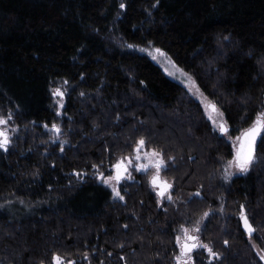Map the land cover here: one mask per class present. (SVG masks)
<instances>
[{
    "label": "trees",
    "instance_id": "trees-1",
    "mask_svg": "<svg viewBox=\"0 0 264 264\" xmlns=\"http://www.w3.org/2000/svg\"><path fill=\"white\" fill-rule=\"evenodd\" d=\"M149 45L216 104L231 137L264 113V0H0L10 135L0 203L23 206L0 210V264H53L54 254L65 264H176L183 228H199L217 253L200 249L193 264H263L252 243L264 251V132L248 171L223 183L232 143L181 84L127 49ZM52 135L62 146L46 150ZM141 139L171 189L160 199L149 174L134 173L115 201L93 174H110Z\"/></svg>",
    "mask_w": 264,
    "mask_h": 264
},
{
    "label": "rangeland",
    "instance_id": "rangeland-1",
    "mask_svg": "<svg viewBox=\"0 0 264 264\" xmlns=\"http://www.w3.org/2000/svg\"><path fill=\"white\" fill-rule=\"evenodd\" d=\"M127 49L132 50V51H136L137 53H140L142 55L147 56L155 64H157L170 79L181 84L187 90V92L201 105V107L205 111L212 127L214 128L215 131H217V133L219 131H221L220 130L221 124H223L225 128L227 127V124L224 120V117H223L221 110L217 107L216 111H212L211 108L208 107V105L210 103H214V102H212L210 99H208L202 93L200 88L197 86L196 82L187 73H185L177 65H175L173 63V61L163 51L157 52L156 49H158V48H156L152 45H149L146 47L128 46ZM54 91H55V89L51 90L52 98H53L54 105H55L54 111L56 113H59V115L61 116V111H62V108L64 106V98H63V96H60V95L54 96L53 95ZM252 124L249 127H251ZM0 128L8 130V128L6 127V123L3 125H0ZM8 136L10 137L9 133H8ZM222 136H224L229 142L232 143V146L234 149L236 148L237 143H238L239 134L231 137L230 132H227V133L223 134ZM48 142H49L48 145L45 146L46 150L58 149L62 146L60 139L57 138L55 135H52L51 138L48 140ZM152 152H153V150H148L143 145L140 148L139 153L137 152V147H136L133 151L132 156L124 158L123 162L127 165V172H126V174H124V177L121 181H116L114 179L115 171H114L113 166L118 161L113 166H111V168H110L111 173L110 174L104 175V173H101V172H98L97 170H95L96 172H95V174H93V176L97 178L98 183L103 188L111 191L113 200L120 201L122 199H121V195H120V191H119V189H120L119 186L122 183H126L127 181H129L133 177L134 173H141V174L142 173L143 174L148 173L149 179L152 178L154 175H157V169L155 167L154 161L156 159H162V158L160 157V155H159V157L152 156L151 155ZM145 154H147V155H145ZM137 155L140 156L139 160L136 159ZM233 159L234 158H232L228 162H225L222 165L221 180L223 183H228L232 178L239 176V175H243L248 171V170L247 171H241L239 168H237L233 162ZM141 164L146 165V167L145 168H138V165H141ZM163 167H164V165L161 167V169L159 170V173H158L160 180H163L160 177V174H161V171L163 170ZM226 176L228 177L227 179L225 178ZM108 177H113V179L110 180L108 183H105L104 181ZM113 187H115L119 191V195L114 194ZM153 188H154V191H159V187L155 186ZM166 198H167V195L164 196L163 199L165 200ZM8 201H10V200H8ZM4 202H7V200ZM13 202H15V203H10V202L5 203V204L0 203V210H7V211L15 212L16 210L23 208L22 204L16 203V202H20V201H13ZM34 207H35V205L31 206V208H34ZM240 224H241V220H240ZM189 232H190V235L196 236L198 238V236L196 234L197 231L196 232L195 231H189ZM179 236L182 238L181 243H183V236H184L183 231L181 232V234ZM176 242H177V239H176ZM196 242L199 243L201 245V247L193 249V251L190 253L191 259L187 260V264H193V254L200 249H204V247L202 246L204 244L199 239ZM177 246L179 248V253H180V245L178 243H177ZM252 247H253L254 251L256 252L257 256L259 257V259L264 264V259H261V256H264V251H261L255 243H252ZM175 262H176V264H178L177 259ZM62 264H65V263L62 261Z\"/></svg>",
    "mask_w": 264,
    "mask_h": 264
},
{
    "label": "snow or ice",
    "instance_id": "snow-or-ice-1",
    "mask_svg": "<svg viewBox=\"0 0 264 264\" xmlns=\"http://www.w3.org/2000/svg\"><path fill=\"white\" fill-rule=\"evenodd\" d=\"M121 7H124L123 4H121ZM157 52H160V49H156ZM53 95H60L63 96V92L57 88L53 92ZM209 108H211L212 111L217 110V106L215 103H210L208 105ZM7 123V119L0 116V125H3ZM52 128L56 131L59 132V128L57 125L53 124ZM221 132H226L227 129L224 127L223 124L220 126ZM264 132V113L258 115L257 119L253 122L252 126L246 129L243 133L242 136L239 138L240 139V146L238 150L236 151V155L233 159V162L237 168H239L241 171H247L248 168L252 165V163L255 160V144L257 142V137L261 136V133ZM9 136L8 132L6 129L0 128V148L6 149L8 144H9ZM145 141L141 139L138 144H137V152L139 153L140 148L144 145ZM147 155V154H145ZM152 156L159 157V153L153 151ZM136 159H140V156L137 155ZM130 162V161H129ZM155 167L157 169V175H154L152 177V183L154 185L159 184V195L164 196L165 192L167 189L170 187V185L167 182L161 181L159 179V170L161 167L164 165L163 159H156L154 161ZM116 169L115 172V177L114 179L116 181H119L121 177L126 174L127 172V165L123 162V159L118 161L114 166ZM146 165H138V168H145ZM102 175V174H101ZM230 175V174H229ZM226 179L228 178L227 176L225 177ZM113 177H108L105 179V183H108L110 180H112ZM113 192L115 195H119V191L113 187ZM171 197H169L170 199ZM123 199V197H121ZM243 207V206H242ZM208 213H205V216H207ZM244 220V225L246 229L249 231V234L251 235L252 232L254 231L252 225L249 223L248 218L246 216H243ZM183 228V226H182ZM200 229L197 228L196 231H199ZM183 243H181V237L177 236V243L180 245V253L177 255L176 259L178 264H187V260L191 259L190 253L193 251V249H196L198 247H201L198 241V238L196 236L190 235L189 229L183 228ZM227 243V241H225ZM204 248L207 249V251L210 254V257L215 258L217 256V253H215L211 248H209L207 245H202ZM261 259H264V256H261ZM63 257L54 254L53 255V264H62ZM67 264H72L71 261H68Z\"/></svg>",
    "mask_w": 264,
    "mask_h": 264
},
{
    "label": "water",
    "instance_id": "water-1",
    "mask_svg": "<svg viewBox=\"0 0 264 264\" xmlns=\"http://www.w3.org/2000/svg\"><path fill=\"white\" fill-rule=\"evenodd\" d=\"M226 129H227L226 132H221V131H219L218 133H219L220 135H223V134H225V133L228 132V128H227V127H226ZM246 129H248V128H246ZM246 129H245V130H246ZM245 130H243V131L239 134V136H238V143H237L236 148L234 149V156H233V158L235 157V155H236V151L238 150V148H239V146H240V139H239V138L242 136V133H243ZM262 134H263V132L261 133V136H262ZM261 136H258V137H257V142H256V144H255V152H254V155L256 154L257 145H258V143H259V140H260ZM248 169H249V168H248ZM114 171L116 172V169H115V168H114ZM114 175H115V174H114ZM123 177H124V175L121 177V179H120L119 181H121V180L123 179ZM161 181H164V180H161ZM164 182H166V181H164ZM167 183H168V182H167ZM150 184H151L152 187H155V186L159 187V184L154 185V184L152 183V178H151V180H150ZM168 184H169V183H168ZM169 185H170V184H169ZM170 189H171V185H170V187L167 189L166 192H168ZM166 192H165V193H166ZM158 193H159V191L157 192V194H158ZM158 196H159L160 199L163 197V196H160L159 194H158ZM249 223H250V222H249ZM241 227H242V230L244 231V233H245L248 237H252V236H253L254 231L252 232L251 235L249 234V231L246 229V227H245V225H244L243 217L241 218Z\"/></svg>",
    "mask_w": 264,
    "mask_h": 264
},
{
    "label": "flooded vegetation",
    "instance_id": "flooded-vegetation-1",
    "mask_svg": "<svg viewBox=\"0 0 264 264\" xmlns=\"http://www.w3.org/2000/svg\"><path fill=\"white\" fill-rule=\"evenodd\" d=\"M167 193H165L164 195H166Z\"/></svg>",
    "mask_w": 264,
    "mask_h": 264
},
{
    "label": "bare ground",
    "instance_id": "bare-ground-1",
    "mask_svg": "<svg viewBox=\"0 0 264 264\" xmlns=\"http://www.w3.org/2000/svg\"><path fill=\"white\" fill-rule=\"evenodd\" d=\"M156 192H158V191H156Z\"/></svg>",
    "mask_w": 264,
    "mask_h": 264
}]
</instances>
